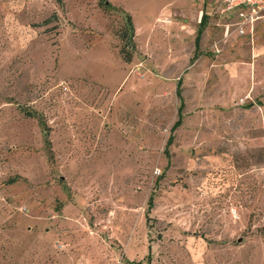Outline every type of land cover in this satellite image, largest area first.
<instances>
[{
	"label": "rangeland",
	"instance_id": "1",
	"mask_svg": "<svg viewBox=\"0 0 264 264\" xmlns=\"http://www.w3.org/2000/svg\"><path fill=\"white\" fill-rule=\"evenodd\" d=\"M167 1L0 0V264H264V23Z\"/></svg>",
	"mask_w": 264,
	"mask_h": 264
},
{
	"label": "built area",
	"instance_id": "2",
	"mask_svg": "<svg viewBox=\"0 0 264 264\" xmlns=\"http://www.w3.org/2000/svg\"><path fill=\"white\" fill-rule=\"evenodd\" d=\"M235 9L234 30L241 35L254 32L255 21L264 17V0H221L220 12Z\"/></svg>",
	"mask_w": 264,
	"mask_h": 264
},
{
	"label": "crops",
	"instance_id": "3",
	"mask_svg": "<svg viewBox=\"0 0 264 264\" xmlns=\"http://www.w3.org/2000/svg\"><path fill=\"white\" fill-rule=\"evenodd\" d=\"M189 3H188V6H179L176 7L175 5V2L173 0H169L167 1V4L163 5L160 10H159V14H162L164 11L167 10V7H171L169 10L170 13L172 15H180V13H182V11H184V9L186 10L187 9V12H189V15L191 16V25H188L190 27H195L198 25L202 15H204V18H203V23H202V26H204V23H205V20L207 18V16H210L211 12H212V3L215 2L216 5H217V12L222 15L223 17L227 18L229 20L228 23H226L225 27L228 26L227 24H229L230 22L232 23L234 21V14L233 12L235 11V9H232V10H228V11H225V12H220L219 11V8L221 7V0H188ZM175 7H174V6ZM168 12V11H167ZM170 20V19H168ZM160 22V21H159ZM160 23H164V22H160ZM258 23H264V17L258 19L255 21V25L258 24ZM180 24V23H179ZM181 26L184 25L183 23L180 24ZM254 25V27H255ZM197 28V27H196ZM203 31V28L201 29V32ZM197 32V30H196Z\"/></svg>",
	"mask_w": 264,
	"mask_h": 264
},
{
	"label": "trees",
	"instance_id": "4",
	"mask_svg": "<svg viewBox=\"0 0 264 264\" xmlns=\"http://www.w3.org/2000/svg\"><path fill=\"white\" fill-rule=\"evenodd\" d=\"M203 18H204V15H202V17H201V19H200V21H199V23L197 25V28H196L197 34L199 32H201V26H202V23H203ZM176 89H177L176 90V94H177V97H178V103H179V105H178V108H177L176 120L173 123L174 126L177 125V124H179L181 122V120H182V118H181L182 117L181 111H182V108H183V103H181V96H180L179 84H176Z\"/></svg>",
	"mask_w": 264,
	"mask_h": 264
}]
</instances>
